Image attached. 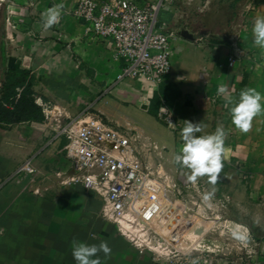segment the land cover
Here are the masks:
<instances>
[{"label":"crops","instance_id":"1","mask_svg":"<svg viewBox=\"0 0 264 264\" xmlns=\"http://www.w3.org/2000/svg\"><path fill=\"white\" fill-rule=\"evenodd\" d=\"M78 1L0 3L6 9L5 70L29 69L36 96L53 106L50 118L43 122L0 125V264H77L72 256L74 239L89 245L106 241L111 254L106 257L100 252L101 264H192L158 262L100 216L103 200L98 193L81 183L64 182L75 171L65 156V138L56 136L55 119L87 109L75 112L80 104L100 108L105 103L102 111L108 121L135 132L144 149L161 161L157 153L171 158L179 145L174 135L172 148L158 142L159 125L170 134L174 131L148 112L153 94L162 91L159 111L167 109L180 131L185 121L201 124L197 136L224 126L228 135L223 163L239 170L232 184L244 183L246 195L264 198V112L254 118L249 132L242 133L232 124V105L226 107L225 97L217 94L218 86L224 84L233 99L245 88H255L264 97V49L254 44L252 33L254 19L264 16V0H136L162 3L158 24L163 30L187 25L195 34L189 40L175 33L171 69L158 86L143 79H117L124 61L116 57L112 40L95 35L76 17ZM61 3L60 22L45 29L41 14ZM35 40H48V44L31 53ZM231 55L233 64H229ZM134 104L146 113L142 118L129 116ZM26 160H31L34 172L17 174ZM254 246L258 249L255 259L264 264V242ZM209 264H225L224 258Z\"/></svg>","mask_w":264,"mask_h":264},{"label":"built area","instance_id":"2","mask_svg":"<svg viewBox=\"0 0 264 264\" xmlns=\"http://www.w3.org/2000/svg\"><path fill=\"white\" fill-rule=\"evenodd\" d=\"M161 5L136 0H79L74 14L95 35L113 41L116 57L124 61L118 80L143 79L158 86L171 69V41L176 35L173 29L163 30L158 24ZM234 60L231 55L229 64ZM36 103L49 119L53 106L39 96ZM159 115L172 129L177 128L167 109L160 108ZM55 121L59 126L56 136L65 138V156L75 171L64 182L81 183L98 193L103 200L100 216L114 223L131 244L152 251L158 262H183L180 254L189 260L202 238L198 231L205 219L203 183L176 181L161 161H150L151 150L144 149L135 132L115 128L88 110ZM34 170L31 160H26L16 173ZM192 217L194 221H186ZM154 219L162 222L168 238L155 228ZM177 244H182V249ZM248 245H243L228 264H260L255 247Z\"/></svg>","mask_w":264,"mask_h":264},{"label":"rangeland","instance_id":"3","mask_svg":"<svg viewBox=\"0 0 264 264\" xmlns=\"http://www.w3.org/2000/svg\"><path fill=\"white\" fill-rule=\"evenodd\" d=\"M3 0H0L2 3ZM4 4V3H2ZM0 4V81L3 79L4 70H5V41H4V19L6 15V9L4 5ZM3 50V51H2ZM172 61V59H171ZM127 101H129L127 99ZM126 101V102H127ZM88 103V102H87ZM80 104L79 106H75V112H80L83 108H87L91 113H94L101 117L105 122L115 128H123L122 126H115L111 121H108V118L105 117L104 108L106 105L103 103L102 107L93 106V104ZM132 105L128 114L132 118H142L143 111ZM146 114V113H144ZM160 121L165 124L167 127L169 126L167 119L164 116L159 115ZM55 129H59V126H55ZM160 131H162V136L159 137V143L162 144L161 141L167 143L168 148H172L173 135L174 138L179 142L177 146V151L172 154V157H164L165 152L158 154V157L161 158V162L163 163L164 169L168 174L172 176L176 181L191 183L188 179H185V176L188 177L190 175V170L187 168H181L179 165L175 164L173 155L178 154L180 148L182 147V138L181 131L179 126L177 129H173V133L170 134L168 129L159 125ZM57 132V131H56ZM165 154V155H164ZM164 155V156H163ZM150 161L152 163H156L155 157L152 154H149ZM239 177V170L232 165H224L222 172L220 173L219 180L216 185H212L208 181V177H200L198 178L199 184L201 181H205L206 184L203 183V187L205 192L212 191L213 187H215L216 191L209 202L206 204H202L203 214L205 215V219L202 222L203 227L198 234L202 235V238L199 243L196 244L195 249L193 250L194 254L190 255L187 260L185 256L180 254L184 259L183 262H192L193 260L197 261V264L201 263H214L216 260L221 258V254L224 258V263L229 262V260H233L236 256V252L240 250L243 246L242 244L235 241L230 235V228L233 224H241L248 228L250 234V241L248 246H254L257 242H264V198L256 197L251 198L246 195V189L244 183H238V185L232 184V179H236ZM243 184V185H242ZM196 196V195H194ZM196 198V197H195ZM194 208V207H193ZM195 218L186 219V221H194ZM155 228L162 234L164 238H168L167 230H164V226L161 221L153 220ZM177 247L182 249V244H177ZM255 247V246H254ZM257 251L258 249L255 248ZM147 252L152 251L145 249ZM259 252V251H258ZM259 254V253H258ZM245 256H248L246 252ZM259 256V255H258ZM247 260L250 261V257H247ZM257 260V259H256ZM178 262V261H177ZM257 262V261H256ZM180 263V262H178Z\"/></svg>","mask_w":264,"mask_h":264},{"label":"clouds","instance_id":"4","mask_svg":"<svg viewBox=\"0 0 264 264\" xmlns=\"http://www.w3.org/2000/svg\"><path fill=\"white\" fill-rule=\"evenodd\" d=\"M63 8L64 4H56L41 14L45 29H50L60 22ZM252 33L254 44L264 49V16L254 19ZM227 93V86L220 84L217 94L225 97L226 107L232 105L230 108L232 124L242 133L249 132L254 118L264 112V105L261 103L264 97L255 88L242 89L238 99H233ZM201 131L200 123L184 122L180 133L183 144L179 153L174 155V162L181 168L190 170V175L187 177L190 182L196 183L198 178L207 176L209 183L214 186L224 167L223 160L227 152L225 141L228 133L223 125H218L211 134L197 136L196 133ZM215 191L213 187L212 191L205 193L202 199L209 202ZM0 234H3V229H0ZM230 235L242 245H247L250 241L248 228L238 223L231 226ZM71 247L72 256L77 264H101L98 254L103 252L106 257L111 254V248L106 241H101L99 245H89L74 239ZM192 264H197V261L193 260Z\"/></svg>","mask_w":264,"mask_h":264},{"label":"trees","instance_id":"5","mask_svg":"<svg viewBox=\"0 0 264 264\" xmlns=\"http://www.w3.org/2000/svg\"><path fill=\"white\" fill-rule=\"evenodd\" d=\"M48 40L32 42L30 51L34 53L39 46H46ZM0 81V125L7 126L24 121L43 122L45 114L42 107L36 103L34 91V75L29 69L14 67L4 71ZM164 93L157 91L153 94L148 112L159 116V107Z\"/></svg>","mask_w":264,"mask_h":264},{"label":"water","instance_id":"6","mask_svg":"<svg viewBox=\"0 0 264 264\" xmlns=\"http://www.w3.org/2000/svg\"><path fill=\"white\" fill-rule=\"evenodd\" d=\"M173 30H174V32L176 34L182 36L183 38H186V39H189V40H194L195 39L194 32L190 28H188L187 25H183V26L179 27V29H175L174 28ZM229 34H230V32L227 35H229ZM232 42H233V40H232ZM236 51H237V49H235V52Z\"/></svg>","mask_w":264,"mask_h":264}]
</instances>
